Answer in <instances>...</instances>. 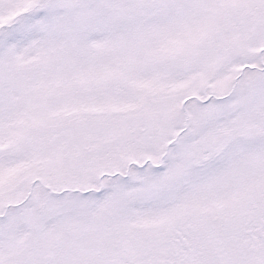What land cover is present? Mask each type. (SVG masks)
I'll use <instances>...</instances> for the list:
<instances>
[{"label":"snow or ice","instance_id":"obj_1","mask_svg":"<svg viewBox=\"0 0 264 264\" xmlns=\"http://www.w3.org/2000/svg\"><path fill=\"white\" fill-rule=\"evenodd\" d=\"M0 264H264V0H0Z\"/></svg>","mask_w":264,"mask_h":264}]
</instances>
